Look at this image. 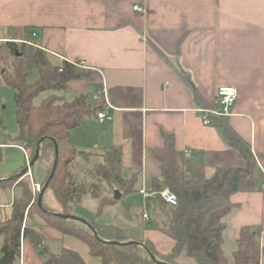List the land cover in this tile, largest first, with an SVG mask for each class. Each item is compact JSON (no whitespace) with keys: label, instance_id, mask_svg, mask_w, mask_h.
Masks as SVG:
<instances>
[{"label":"crops","instance_id":"0c3cea01","mask_svg":"<svg viewBox=\"0 0 264 264\" xmlns=\"http://www.w3.org/2000/svg\"><path fill=\"white\" fill-rule=\"evenodd\" d=\"M7 42L25 43L30 72L38 48L54 67L67 62L90 72L87 79L69 82L65 91L44 93V99L57 95L72 102L87 95L93 104L103 98L109 119L101 123L97 116L86 118L72 131L69 144L79 151L75 164L84 167L103 157L107 149L121 148L124 173H139L135 199L123 204L128 209L145 204L147 198L140 191L153 193L149 189L160 179L154 152L164 146V135L174 137L177 151L199 154L206 177L219 166L244 165L224 139L218 119L204 125L198 110L205 107L195 101L192 88L176 71L178 65L190 74L209 108H218L219 88L238 90L227 121L250 143L264 174V0H0V48L9 52L12 65L14 56ZM5 70L0 68L3 83ZM0 147L4 152L0 176L20 174L27 164L23 147L11 141L0 142ZM46 170L42 165L31 169L35 184L43 181ZM74 180L81 195L90 191L85 182ZM50 191L43 198L47 205ZM20 195L19 187L0 191V221L10 218ZM231 202L234 207L225 219L226 257L236 251L243 228L258 229L264 264V185L254 192L234 194ZM73 206L74 212L84 213L81 204ZM123 214L132 217L129 212ZM37 230L48 249L49 237L54 241L56 248L51 252L63 246L76 251L87 264H102L79 239L44 223ZM3 243L2 237L0 257ZM17 264H44L28 239L22 241Z\"/></svg>","mask_w":264,"mask_h":264},{"label":"trees","instance_id":"16d2710c","mask_svg":"<svg viewBox=\"0 0 264 264\" xmlns=\"http://www.w3.org/2000/svg\"><path fill=\"white\" fill-rule=\"evenodd\" d=\"M6 46L14 59L12 71H4L2 77L4 83L14 89L18 125V133L10 141L25 148L30 161L37 150H40V157L33 167L42 165L47 168L46 176L40 183L42 187L52 173L56 141L59 163L49 189L61 206L59 213L74 215L73 204L77 188L69 170L79 151L69 144V139L72 131L86 118L105 111V102L102 98L90 104L87 95H80L72 102H64L57 95H51L36 106L34 100L41 94L65 91L69 82L87 79L90 72L67 62L62 67H54L46 53L38 48L34 54V68L38 79L30 84L28 78L31 72L26 68L25 43L19 45L7 42ZM176 71L192 88L197 104L209 108L198 93L190 74L179 65ZM217 119L224 139L244 161L242 167L219 166L210 177H206L201 156L193 151L190 154L177 151L171 135H164V146L154 152L160 166V179L149 191L158 193L170 189L178 197L176 206L169 205L158 194L146 200L152 212L154 229L174 241L168 253L157 252L151 240L139 241L141 245L130 244L132 239L123 228L97 222L103 216L105 208L119 203L115 198L101 201L95 218L86 220L90 227L76 220L59 218L53 214L57 212L47 209L43 204V208L50 213L44 212L39 207V199L31 205L34 195L28 178L9 180L0 176V191L14 186L22 191L21 196L15 199L10 218L0 222V238H4L0 264H17L24 239L33 243L44 264H87L76 251L63 246L56 252H51L45 245V237L37 230V225L28 222L36 214L50 228L87 244L90 254L101 258L102 264H155L152 256L169 264H229L223 244L227 229L225 219L234 207L231 197L239 192L260 190L264 185V174L250 143L229 126L228 117ZM42 139L44 140L39 145ZM121 155L120 147L107 149L105 163L96 166L94 172L124 198L138 191L139 173L125 179ZM3 158V148L0 147V163ZM27 167L26 164L19 173H23ZM33 182L37 183L36 179ZM260 235L261 231L258 229L243 228L240 231L237 249L233 253V264H261Z\"/></svg>","mask_w":264,"mask_h":264},{"label":"rangeland","instance_id":"374dc122","mask_svg":"<svg viewBox=\"0 0 264 264\" xmlns=\"http://www.w3.org/2000/svg\"><path fill=\"white\" fill-rule=\"evenodd\" d=\"M8 62H9V52L0 48V68L2 67L4 70L10 69V71H12V65H10ZM37 78H38V73L35 70V68H33L28 78V83L31 84L35 82ZM43 99H44V93L34 100V104L36 106L40 105ZM16 111L17 110L15 104L14 89L3 83L0 79V142H9L10 139L13 138V136H15V134L17 133L18 125H17ZM78 155L79 153L77 154L69 171L72 175H74L73 177L74 179L78 178V180H81V182H85V184L87 185L86 187H90V191L88 192L83 191V195H81V192L77 188V194L75 197L74 204H81V208L82 210L84 209L83 211L84 213H80L78 211L74 212L75 211L74 206H73V212L76 213L80 218L84 220H88L90 219L92 212L94 211L97 212L101 201H103L104 199L114 198L115 189L109 184H107L101 177L96 175L94 172V168L96 166L105 163V153L103 157L94 158L91 162V165H86V167H84V165L82 166L78 162H76L75 164ZM25 177H27L32 183V191L34 195V198L31 201V205H32L36 202L37 199H39L38 196L40 193L37 195L34 194L33 184L35 183L33 182L32 172H31V176L28 175L27 173L25 176L19 179L22 180ZM123 177L125 179L130 178V176H127L125 173L123 174ZM78 185H80V183ZM136 195L137 193H134L125 196L123 199L121 197L120 200L121 199L122 200L121 201L119 200L120 202L119 206L105 208L103 216L100 217L101 219L97 220V222L120 226L125 230V232L130 237V239H132V241L139 242V241L151 240L154 243L157 252L162 254L168 253L172 249L174 245V241L165 234H163L162 232L154 229L152 212L147 206V204L145 203L139 206L134 205L132 209H128V207H125L123 205L125 201L127 200L131 201L132 199H135ZM48 202L49 204L47 205L45 203V200L43 199V204L47 207V209L53 210L57 213L61 212L60 206L55 200L51 191H50V199L48 200ZM52 207H56V208L58 207L59 209H51ZM124 211L129 212L132 215V217L123 214ZM145 214L147 215V218L144 217ZM26 221H27V215L25 217V222ZM28 222L34 223L36 225H38L39 223H44V225H46L38 214L34 215L31 219H28ZM49 239H50V243L48 242V247L51 251H53L55 250L56 245L54 244V241L50 237ZM227 258L229 260V264H233V256L228 255ZM180 263L184 264V262H180Z\"/></svg>","mask_w":264,"mask_h":264},{"label":"built area","instance_id":"2783aa9c","mask_svg":"<svg viewBox=\"0 0 264 264\" xmlns=\"http://www.w3.org/2000/svg\"><path fill=\"white\" fill-rule=\"evenodd\" d=\"M135 10H140L139 7H135ZM35 36V35H34ZM106 96V95H104ZM238 98V90L234 87H221L217 93V103L218 108H201L198 112L201 115L204 125H212L213 120L220 117H229L232 113V108L234 107ZM106 99V98H105ZM106 101V100H105ZM98 120L103 123L105 120L109 119L108 112L105 110L103 112L98 113ZM27 156V165L30 163V159L25 148H22ZM190 154V152H186ZM28 175L31 176V169L28 171ZM34 194L37 195L41 193L42 186L40 184H33ZM140 193L145 198H151L156 196L157 194L169 205L176 206L178 204V197L174 194L170 189H164L158 193H149L145 189L141 190ZM147 218V215H144Z\"/></svg>","mask_w":264,"mask_h":264},{"label":"water","instance_id":"95a60500","mask_svg":"<svg viewBox=\"0 0 264 264\" xmlns=\"http://www.w3.org/2000/svg\"><path fill=\"white\" fill-rule=\"evenodd\" d=\"M17 55L20 56L19 53ZM43 140L44 139H42L40 141L39 145L42 143ZM55 144H56V155H55V162H54V165H53L52 173H51V175L49 177V180L47 181V183L45 184V186L43 187V189H42V191H41V193L39 195V202H38L39 203V207L46 213H50V212H48L47 210H45L43 208V198H44L45 192L49 189L50 182H51V180L53 179V177H54V175L56 173V170H57V167H58V163H59V147H58V144L56 143V141H55ZM39 157H40V150L38 149L37 152H36L35 157L33 158L32 161H30L27 169L22 174H18V175L10 177L9 180L19 179V178L23 177L30 169L33 168V166L38 161ZM114 198L116 200H120L121 193L119 191H116V194H115ZM53 214L58 216L59 218H62V219H72V220H76V221H79L81 223H84V224L90 226V224L86 220H84V219H82L80 217L74 216V215H66V214H62V213H53ZM91 229L94 231L93 228H91ZM94 233H95L96 237H98L95 231H94ZM130 244L141 245L140 243H138L136 241H131ZM152 259H153L155 264H169V263L162 262V261L158 260L155 256H152Z\"/></svg>","mask_w":264,"mask_h":264}]
</instances>
